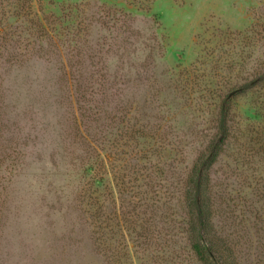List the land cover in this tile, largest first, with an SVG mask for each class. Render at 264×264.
<instances>
[{
    "label": "rangeland",
    "instance_id": "374dc122",
    "mask_svg": "<svg viewBox=\"0 0 264 264\" xmlns=\"http://www.w3.org/2000/svg\"><path fill=\"white\" fill-rule=\"evenodd\" d=\"M219 109L213 243L264 264V0H0V264H211L182 192Z\"/></svg>",
    "mask_w": 264,
    "mask_h": 264
},
{
    "label": "trees",
    "instance_id": "16d2710c",
    "mask_svg": "<svg viewBox=\"0 0 264 264\" xmlns=\"http://www.w3.org/2000/svg\"><path fill=\"white\" fill-rule=\"evenodd\" d=\"M73 90L76 100L84 104L85 101L81 93L82 91L79 90V86L75 82ZM223 102L224 99H222V103ZM77 111L79 118L81 121L83 120L82 124L84 125V130L87 131L85 122L89 121L90 114L87 112L86 108L80 106H78ZM101 113L105 114V112L98 111L97 114H94L92 121L99 123L101 119L97 118V116ZM226 115L224 110H218V116L222 125L215 128L214 138H212L210 144L204 148V153L197 158L196 163L192 165L184 181L182 192V201L185 208L184 235L189 251L193 253L196 259H202L205 256L211 264H233L230 258L224 256L222 247L213 243V241L216 240L213 235L215 212H213L214 200L211 196L212 186L210 185V174L208 172V166L213 165L217 157L216 152H210L211 147L215 145V147L218 148L223 145L227 138L228 128L224 121ZM122 127L123 125L120 126V130L123 131ZM126 130H128V127ZM128 132H130V129ZM129 138L130 137H127L126 139L129 140ZM116 146L118 148H123L122 146L127 148L126 145L118 144ZM128 148L130 147L128 146ZM135 155L136 154H133L131 149L127 154L122 153V158H117L115 160L117 163L115 170L118 174L117 183L119 186L117 184V192L119 196L126 185L130 186V188L134 187L135 178L132 176L148 178L142 175L144 171L142 167L137 168L136 165L132 164Z\"/></svg>",
    "mask_w": 264,
    "mask_h": 264
},
{
    "label": "water",
    "instance_id": "95a60500",
    "mask_svg": "<svg viewBox=\"0 0 264 264\" xmlns=\"http://www.w3.org/2000/svg\"><path fill=\"white\" fill-rule=\"evenodd\" d=\"M231 94H232V93H231ZM231 94H230V95H231Z\"/></svg>",
    "mask_w": 264,
    "mask_h": 264
}]
</instances>
